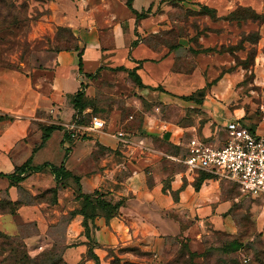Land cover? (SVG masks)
Instances as JSON below:
<instances>
[{"label":"crops","instance_id":"0c3cea01","mask_svg":"<svg viewBox=\"0 0 264 264\" xmlns=\"http://www.w3.org/2000/svg\"><path fill=\"white\" fill-rule=\"evenodd\" d=\"M125 1L119 2L116 11L110 9L109 0H78L76 5L57 0L50 4L48 20L68 28L73 45L40 51L36 67L30 70L0 67V114L10 117L0 121V173L12 174L28 158L30 167L61 165L70 173L54 178L48 167H42L20 174L19 181L0 176V234H17L30 257L54 242L66 264L88 262V250L105 258L124 247L141 253L135 257L138 264H165L172 247L177 249L181 242L189 247L210 230L236 233L235 196L224 193L213 177L198 181V172L188 174L173 159L184 154L190 137L215 136L217 129L211 128L210 118L223 120L218 121L223 139L226 119L235 116L217 115L218 105L209 93L217 91L218 78L231 77V71L222 73L221 54H196L186 40L164 45L145 42L143 37L165 27L169 3H203L217 15L226 5L231 7L228 12L240 6L262 16L255 28L264 43V0H128V6ZM147 10L144 17H135ZM199 43L208 47L201 40ZM106 68L131 78L128 86L146 98V103L137 98L132 113L121 122L113 109L102 132L69 137L64 125L74 116L72 96L81 89L88 95L86 74ZM213 80L216 83L209 85ZM204 86L207 106L201 111L183 110L177 103L176 96ZM50 124L58 128L41 142L42 128ZM120 124L145 149L117 143L110 133ZM93 191L117 204L115 214L106 218L98 212L84 217L76 211L80 207L77 195ZM6 206L14 208V215L2 210ZM16 220L30 231L19 232Z\"/></svg>","mask_w":264,"mask_h":264},{"label":"rangeland","instance_id":"374dc122","mask_svg":"<svg viewBox=\"0 0 264 264\" xmlns=\"http://www.w3.org/2000/svg\"><path fill=\"white\" fill-rule=\"evenodd\" d=\"M56 1L0 0V67L30 70L36 67V56L40 51L73 45L69 29L51 25L48 20L50 4ZM69 1L76 5L78 0ZM94 1L96 0H88L91 3ZM109 1L110 9L118 11L119 2L123 0ZM169 5L164 20L165 27L154 35L143 37V40H153L164 45L186 40L190 43V50L196 54L209 51L221 54L224 62L222 73L231 71L229 74L232 76L218 78L220 82L217 91L213 89L209 93V97L218 105L215 112L224 117H239L247 127L258 128L257 133H260L264 129V43L258 35L255 23H259L262 16L254 18L251 13L253 11L240 6L228 12L231 7L224 5L223 13L217 15L212 7L203 3L185 6L171 2ZM199 40L208 47L203 48ZM88 78L89 83L85 87L90 89L83 99L87 109L84 108L85 111L76 117L80 123L88 122L89 117L95 115L104 121L105 129L106 120L113 109L118 112L121 122L132 113L131 107L137 98L146 103V98L128 86L127 82L131 78L120 71L106 68ZM216 81L213 80L210 84H215ZM209 85L206 87L207 91ZM179 97L176 96V101L183 105V110L201 111V108L207 106L203 103L204 94H196L192 100ZM180 105L177 104V107ZM217 118L215 117L216 122L213 119L211 121V118L209 121L211 128L217 129L215 140L221 141L222 131L218 121L223 120ZM199 120L202 125V118ZM116 128L125 130L126 126L120 124ZM214 137H209L206 142L215 143ZM219 182L224 193H232L236 198L232 209L237 225L236 233L228 235L210 230L189 247L181 242L177 249L172 247V254L165 264H264V205L256 199L241 195L234 183ZM13 209L6 206L2 210L14 215ZM61 219L65 221L64 216ZM16 224L19 232L30 231L27 225L21 226L19 222ZM16 235H0V264H66L60 259L59 248L54 242L53 246H42L37 255L30 257L25 252L23 242ZM231 241L239 243L238 248L225 250ZM136 256L141 257L136 248L124 247L109 252L105 258L92 259L87 256L88 262L82 260L78 264H138Z\"/></svg>","mask_w":264,"mask_h":264},{"label":"built area","instance_id":"2783aa9c","mask_svg":"<svg viewBox=\"0 0 264 264\" xmlns=\"http://www.w3.org/2000/svg\"><path fill=\"white\" fill-rule=\"evenodd\" d=\"M73 137L77 132L94 133L104 131V121L98 116H90L84 125L72 121L64 125ZM224 137L218 145L206 142V138L190 137L184 154L170 157L181 163L188 174L199 171L208 173L219 181L231 182L241 195L259 200L264 205V129L257 133L250 130L239 117H229L224 125ZM110 136L125 146L144 145L135 135L117 129Z\"/></svg>","mask_w":264,"mask_h":264},{"label":"trees","instance_id":"16d2710c","mask_svg":"<svg viewBox=\"0 0 264 264\" xmlns=\"http://www.w3.org/2000/svg\"><path fill=\"white\" fill-rule=\"evenodd\" d=\"M125 3L128 6V0H126ZM239 9H241V8H239ZM247 10H250V9H247ZM147 12H148V10L146 12L135 13V17L136 18L144 17ZM251 13H252V16L254 18L258 17V15L255 14L254 12H251ZM64 48H67V47H64ZM74 48H76V46H74ZM79 65H80V57L78 56V67L80 68ZM132 73L133 72H130L129 75L132 76ZM90 75L91 74H86L87 77H89ZM137 83H139V82L137 81ZM208 84H210V83H208ZM204 92H205V86L203 88H201V89H198V90L194 91L193 93H191L189 95L180 96V97L183 100H192L194 95L197 94V95L202 96L204 94ZM83 99H84V93H83L82 89L76 91L75 94L72 96V108L74 110V116L72 117L71 121L76 123V124H79V125L82 122L80 123L79 121H77L76 117L79 116V114L82 112V110L86 106V103L84 102ZM3 119H10V117H8V116H6L4 114H0V121L3 120ZM86 123H82L81 125H84ZM57 128H58V126H55L53 124L44 126L42 128L41 142H43L46 139V137L48 136L50 131H52L53 129H57ZM249 129L253 130L252 128H249ZM66 133L70 137V133L69 132H66ZM87 134L88 133L77 132L73 137H75V138L76 137H83L84 135H87ZM42 167H48L50 173H52L54 178L58 174L61 175L62 177L70 176V173L68 171H65L64 168L61 165L53 166V165H50V164H42L39 167H30L29 166V158L24 163H22L20 166L16 167L12 174L6 175V174H1L0 173V176H6V177L10 178L12 181H19L21 178H23V176H20V174L26 173L27 171H30V169L31 170H38V169H40ZM198 173L200 174L198 176V178H197L198 181H199V179H201L203 177H211L210 174L202 172V171H199ZM73 179L77 180L76 177H73ZM100 195L101 194H99L97 191H93L91 194H81V193H79L77 196L80 197V207L76 211L81 213L84 217L85 216L86 217L87 216H93V215L97 214L98 212H102L103 215L106 218L112 216L113 214H115L116 208H117V204L116 203L111 204V203L103 200L102 198H100ZM0 235H3V234H0ZM227 245L229 247L228 248L227 247L224 248L225 250H235V249L238 248L239 243L231 241ZM87 256H90L92 259L96 257L90 250H88Z\"/></svg>","mask_w":264,"mask_h":264}]
</instances>
